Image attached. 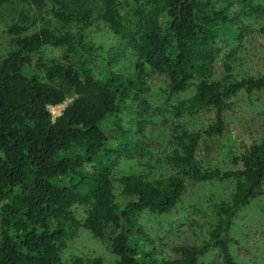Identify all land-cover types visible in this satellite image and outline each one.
Returning <instances> with one entry per match:
<instances>
[{"label":"trees","instance_id":"trees-1","mask_svg":"<svg viewBox=\"0 0 264 264\" xmlns=\"http://www.w3.org/2000/svg\"><path fill=\"white\" fill-rule=\"evenodd\" d=\"M262 1L0 0V11L19 12L10 25L0 15V41L9 39L0 48V264H104L64 259L76 204L90 206L85 226L116 264H203L215 250L224 264H238L230 234L238 213L264 195V142L248 149L236 171L204 168L197 150L204 136L224 133L231 99L242 91L264 96V76L212 80L217 48L243 40L249 24L241 19L262 17ZM95 19L131 48L126 73L112 71L109 51L85 34ZM49 49L64 53L49 59ZM156 77L166 79L167 100L178 101L176 116L212 109L214 122L203 132L174 134L170 173L116 179L118 161L145 157L140 141ZM191 87L192 95L180 99ZM68 99L73 102L54 118L52 108ZM186 177L235 187L216 206L204 245L180 249L177 259L160 258L140 218L170 212Z\"/></svg>","mask_w":264,"mask_h":264},{"label":"rangeland","instance_id":"rangeland-1","mask_svg":"<svg viewBox=\"0 0 264 264\" xmlns=\"http://www.w3.org/2000/svg\"><path fill=\"white\" fill-rule=\"evenodd\" d=\"M262 2L264 4V0ZM12 8L14 7L9 6V9L0 11L5 25H10L17 19L19 12ZM241 20L249 24L246 36L233 49V44L229 46L221 42L217 48L212 80L223 82L232 78L264 76V15L257 19ZM64 30L78 32V28L74 26H65ZM85 34L99 48L109 51L112 71L119 74L129 70L132 65L131 48L126 42L118 41L100 20L95 19L85 30ZM8 40L7 37L1 39V49L6 48ZM63 53V50L49 49L46 57L57 58ZM227 68L232 71L228 73ZM166 88V79L163 77H156L150 82L147 96L151 103L150 114L145 123V136L140 141L141 148L145 149V157L118 161L115 167L116 179L125 175L170 173L167 161L172 152L174 134L203 132L214 122L215 112L212 109L200 111L191 118L176 116L173 105L178 101L167 100ZM193 90L191 87L180 99L190 97ZM72 102L73 99H68L63 105L56 106L52 109L53 116L59 117ZM228 105L224 111V133L218 137L204 136L200 141L197 159L204 168L240 170L243 167L241 157L253 144L264 142V96L257 93L249 95L242 91ZM138 109L135 106V110ZM127 118H130V111L127 112ZM106 125H112L111 121ZM184 180L183 195L170 212H147L140 218L144 232L153 242L160 258L177 259L180 257V249L204 245L216 219V206L228 202L235 187L231 181L204 183L193 181L189 177ZM116 191L118 193L120 189L117 187ZM89 210L88 204H76L72 207L73 218L68 223L64 238V259L69 262L76 257L100 258L104 264H116V255L86 228ZM230 235L232 255L238 264H264V195L238 213ZM203 264L224 262L219 251L215 250L208 252Z\"/></svg>","mask_w":264,"mask_h":264},{"label":"built area","instance_id":"built-area-1","mask_svg":"<svg viewBox=\"0 0 264 264\" xmlns=\"http://www.w3.org/2000/svg\"><path fill=\"white\" fill-rule=\"evenodd\" d=\"M52 109H54V108H52ZM52 113H53V111H52ZM54 115V114H53ZM54 118H56V117H54Z\"/></svg>","mask_w":264,"mask_h":264}]
</instances>
